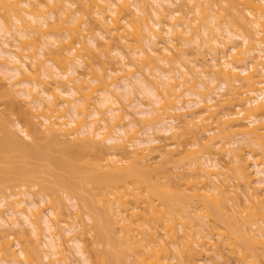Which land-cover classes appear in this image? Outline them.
Segmentation results:
<instances>
[{"label":"bare ground","instance_id":"bare-ground-1","mask_svg":"<svg viewBox=\"0 0 264 264\" xmlns=\"http://www.w3.org/2000/svg\"><path fill=\"white\" fill-rule=\"evenodd\" d=\"M0 71V264H264V0H0Z\"/></svg>","mask_w":264,"mask_h":264},{"label":"rangeland","instance_id":"rangeland-1","mask_svg":"<svg viewBox=\"0 0 264 264\" xmlns=\"http://www.w3.org/2000/svg\"><path fill=\"white\" fill-rule=\"evenodd\" d=\"M100 39H101L102 42H105V39H104V38H100ZM194 45H195V44H194ZM191 46H193V43H190L189 45L184 46L185 50H186L188 53H191L190 55H192V54L194 53V50H193L194 48H192V50H190V49H191ZM195 46H196V45H195ZM102 47L104 48L105 46L102 45ZM115 54H116V53H115L114 51H111V52H110V55H111L112 57H114V56L116 57ZM115 57H114L113 59H110V58L108 59L105 55H101V56L99 57L100 59H99V58H94L93 60H94V62H95L96 64H98V66H100V64L102 63V62L100 63V61L104 60V61H106V62H103V64L105 65V67H107V66H108V67H111V66L113 65V63H114V60L116 59ZM190 57H193V56H190ZM111 63H112V64H111ZM165 69H166V67H165ZM79 70H82V68H79ZM0 76L2 77V73H1V71H0ZM142 76H144V75H142ZM1 77H0V84L3 83L2 80H1ZM145 77H146V76H145ZM145 77H144V78H145ZM145 79H146V78H145ZM149 79H151V77H150ZM149 79H148V80H149ZM148 80H147V81H148ZM120 91H121V90H120ZM0 93H1V95H0V113H1V114L4 113L5 116H4V115H3V116H4V118H6V119L8 118V119H11V120H12V117H13V118L18 117V116H19V115H18V114H19V110H18V108H17V104H16L12 99H10L11 96H10V97H9V96H8V97L6 96V95H8V94H5L6 91H5V89H4V84H1V85H0ZM93 93L96 95V94L98 93V91H97V93L93 91ZM94 94H93V95H94ZM8 98H9V99H8ZM16 111H18V113H17ZM16 113H17V114H16ZM8 119H7V120H8ZM11 120H10V121H11ZM8 122H9V120H8ZM211 125H212V124H211ZM211 125H210V127H211ZM213 125L215 126V123H214ZM207 126H208V125H207ZM207 126H206V128H207ZM206 128L203 127L200 131L203 132ZM206 130H207V129H206ZM226 133H227V132H226ZM226 133H225V134H226ZM228 133H230V132H228ZM228 133L226 134V137H225L226 139H229V138H231V136H232L231 133H230L231 136H229ZM188 134H189V135H187V136L190 137V133H188ZM191 134H194V133L192 132ZM209 134H211V131L209 132V130H207V131H204L203 133H200V132H199L198 135H197L198 137H197V136H196V137H197V138H199L200 136H201V137H205V136H208ZM195 135H196V134H195ZM195 135H194V136L191 135V138H192V139H195V138H196ZM192 136L195 137V138H193ZM188 137H187V138H188ZM191 138H190V139H191ZM197 138H196V139H197ZM190 139H189V141L192 140V139H191V140H190ZM193 148H194V147H193ZM155 161H156V160H155ZM167 166H169V165H166V164H165V168L169 169L170 166H169V168H168ZM249 168H250V167H249ZM250 169H251V168H250ZM169 172H170V171H169ZM169 172H168V173H169ZM170 174H171V173H170ZM171 176H172V175H171ZM172 178H173V177H172ZM173 179H175V178H173ZM241 183H242V181H241ZM241 183H240V184H241ZM242 186H243V185H240V187H242ZM184 188H186V186H184ZM181 189H183V188H181ZM186 189H187V188H186ZM186 189H184V191H186ZM237 189H238V188H237ZM238 190H239V189H238ZM184 191H182V192L184 193ZM187 191H188V190H187ZM187 191H186V192H187ZM239 191H240V190H239ZM186 192H185V193H186ZM241 195H242V194H241ZM242 196H243V195H242ZM192 198H193V197H192ZM193 200H194V199H193ZM193 200L191 199V202H190V201H189V202H190V203H192V202L195 203V202H196V204L198 203L197 200H194V201H193ZM230 202H231V201H229L228 203H230ZM63 203H64V204H63ZM193 203H192V204H193ZM66 204H67V205H66ZM246 204H247V203H246ZM246 204H245V205H246ZM250 204H251V203H248V204H247L249 208H248L247 206L245 207L244 205H242L241 207H239V209H237V210H239V211H237V212H238V216H239V217L237 216L238 220H240V221L243 220V217L246 216V215H249V216H252V217H253V215H254L255 213H257V211H256L257 209H256L255 205H254V204H251V205H252V206H251ZM194 205H195V204H193L192 207H194ZM253 205H254V207H253ZM250 206H251V207H250ZM192 207H190V208H192ZM60 208H61L62 211L66 212V213H71V209H72V207L69 205V202H67L66 199H63V202L60 203ZM70 208H71V209H70ZM199 208H200V207H199ZM199 208H197V210H196L195 212H193V214L196 213V212H199V215H202V211H200ZM195 209H196V206H195ZM220 211H221V210H220ZM222 211H223V210H222ZM222 211L220 212V214H222V216L225 217L227 212H224V211L222 212ZM255 211H256V212H255ZM235 213H236V212H235ZM228 215H229V214H228ZM234 216H236V215H234ZM227 218H228V217H227ZM233 218H236V217H233ZM237 218H236V219H237ZM236 219H235V222H236ZM261 219H264V216L259 218V220H261ZM225 220H226V219H225ZM227 220H228V219H227ZM227 220H226V221H227ZM238 220H237V221H238ZM158 221H159V220H158ZM240 221H238V222H240ZM238 222H237V223H238ZM174 223H175V224H174V227H175L174 229H176V228L178 229V228H179L178 223H177V222H174ZM239 227H240V224H239ZM240 228H241V227H240ZM177 229H176V230H177ZM241 229H242V228H241ZM159 230L162 231L163 229L161 230V229L159 228ZM178 230H179V229H178ZM179 231H180V230H179ZM180 233L182 234V232H180ZM180 233H179V236H180ZM177 234H178V232H177ZM173 235H174V234H173ZM173 235H172V236L170 235V238L176 236V234H175L174 236H173ZM28 237H29V238H27V239H29L28 243H32V242H33V239H32L33 237H32V235H31V236H28ZM165 237L169 238L168 235L165 236ZM177 237H178V235H177ZM214 237H215V236H214ZM246 237H248V236H246ZM88 238H89V237H88ZM175 238H176V237H175ZM178 238H179V237H178ZM178 238H176V240H178ZM185 238H186V237H184V238L181 237V239H180V240H182V241H180V242H182V244H181L182 246H183V243H184ZM244 238H245V237H244ZM250 238H251V237H250ZM90 239H91V238H90ZM90 239H89L88 241H90ZM165 239H166V238H165ZM215 240H216V238H215ZM256 240H257V241H256ZM31 241H32V242H31ZM144 241H145V240H144ZM185 241H187V240H185ZM245 241H248V238H247V240H245ZM187 242H188V241H187ZM248 242H251V243L253 242L252 245H251V246L254 245V246L252 247L254 250L252 251V249H251L252 254H253V252H254V253H258V252L260 251L261 248H260V244L258 243V239H255V237H253V239H252V238L249 239ZM89 243H90V242H88L87 245H88V246L90 245V246H89V248H88V247H87V248H88L89 250H92V248H93V247H91L92 244H89ZM149 243H150V242H149ZM185 243H186V242H185ZM216 243H218V245H219V244L221 245V243H219L217 240H216ZM216 243H215V244H216ZM243 243H245V242H243ZM246 243H247V242H246ZM155 244H156V243H155ZM98 245H99V244H98ZM98 245H97V246H98ZM216 245H217V244H216ZM220 245H219L218 247H220ZM249 245H250V243H249ZM182 246H181V247H182ZM245 246H247V245H245ZM251 246H250V248H251ZM98 247L101 248L100 245H99ZM155 247H156V245H155ZM158 247H159V246H158ZM183 247H184V246H183ZM183 247H182V248H183ZM185 247H186V246H185ZM248 247H249V246H248ZM254 247H255V248H254ZM187 248H189V247H187ZM184 249H185V248H184ZM190 249H191V248H190ZM246 249H247V248H246ZM246 249H245V251H247ZM188 250H189V249H188ZM222 250H223V249H222ZM226 250H227V249H224L225 253L223 252V254H225V257L227 258V261H228V259H229V261H228L229 263L233 264V261H234L236 264H238V261H239L238 257L240 256V254H239L240 252L238 251V253H237V255H236V254H234V253H236V252H234V253H233V252H230V253H231V254H230V253H229L230 250H229V251L227 250L228 253H227ZM255 250H256V252H255ZM92 251H93V250H92ZM90 252H91V251H90ZM192 252H193V251H192ZM192 252H190L191 258H195V257H193V256L196 255V254H195L196 251L193 252L195 255H194V254L192 255V254H191ZM247 252H250V251H247ZM39 253L41 254V252H39ZM92 253H94V252H92ZM188 253H189V252H187V254H188ZM190 255H189V256H190ZM198 255H199V254H198ZM238 255H239V256H238ZM253 255H256V254H253ZM186 256H187V255H186ZM196 256H197V255H196ZM237 256H238V257H237ZM228 257H229V258H228ZM93 258H94V257H93ZM196 259H197V257H196L194 260H196ZM223 259H224V257H223ZM44 260H45V259H44ZM216 260H217V259H216ZM219 260H220V258H219ZM197 261H198V260H197ZM197 261H196V262H197ZM217 261H218V260H217ZM217 261H216V262H217ZM231 261H232V262H231ZM240 261H241V259H240ZM197 263H200V262H197ZM239 264H240V263H239Z\"/></svg>","mask_w":264,"mask_h":264}]
</instances>
